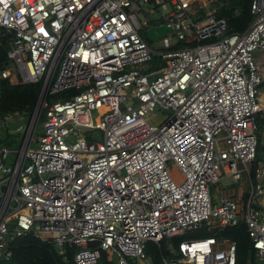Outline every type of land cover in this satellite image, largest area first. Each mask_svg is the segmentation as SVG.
I'll return each mask as SVG.
<instances>
[{
	"label": "built area",
	"instance_id": "2783aa9c",
	"mask_svg": "<svg viewBox=\"0 0 264 264\" xmlns=\"http://www.w3.org/2000/svg\"><path fill=\"white\" fill-rule=\"evenodd\" d=\"M211 3L0 0V31L13 33L0 79L42 82L46 95L78 91L43 101L34 147L28 134L19 149L0 146V260L15 264L9 243L31 234L59 253L76 248L73 264H96L102 252L152 264L147 242L205 227L215 234L182 240L162 264H235V242L217 236L242 220L264 264V156L251 173L264 0H251V23L230 35ZM158 26L169 32L149 43ZM153 57L163 64L150 69ZM225 178L246 179L245 195L215 200L210 186Z\"/></svg>",
	"mask_w": 264,
	"mask_h": 264
},
{
	"label": "trees",
	"instance_id": "16d2710c",
	"mask_svg": "<svg viewBox=\"0 0 264 264\" xmlns=\"http://www.w3.org/2000/svg\"><path fill=\"white\" fill-rule=\"evenodd\" d=\"M250 3L251 0H216L209 5L208 9L214 6L216 7V15L226 18L228 28L227 34H240L246 30L253 19ZM205 12L206 11L199 9L196 15L203 16ZM12 36V32L5 33L4 30L0 31V70L4 69L10 63L7 52L9 50V41ZM177 47L180 48L181 45ZM149 64L150 69H153L161 66L163 63L159 58L153 57ZM41 86L42 82L13 85L8 80L0 79V121L16 113L29 123L40 97ZM77 93V90L71 89L58 94H47L44 104L54 101L63 102L72 98ZM43 120L44 109L41 110L37 123H42ZM255 121L258 143L256 158L251 164V173L263 154V145L259 132L262 130L264 118L258 114L255 117ZM11 140L9 130L5 129L4 137H0V146H10ZM11 227L12 226H10V228ZM218 233L219 235L217 237L230 239L235 242V264H260L247 235L246 226L242 220H239L235 226L222 228ZM214 234L215 231H208L205 227H202L191 234L162 239L157 244L147 242L145 252L152 264H162L163 260H170L172 258V251L176 249L182 240L203 239ZM9 248L12 252V261L15 264H73V254L76 250L74 247H65V252L59 253V250L54 244L36 239L31 234H25L14 238L9 243ZM112 256H109L107 252H102L96 264H116V260L113 259ZM0 264H8V262L0 260Z\"/></svg>",
	"mask_w": 264,
	"mask_h": 264
},
{
	"label": "rangeland",
	"instance_id": "374dc122",
	"mask_svg": "<svg viewBox=\"0 0 264 264\" xmlns=\"http://www.w3.org/2000/svg\"><path fill=\"white\" fill-rule=\"evenodd\" d=\"M206 1V3H210L216 0H204ZM156 16H150V19L154 20L156 19ZM162 114V116H168L171 114V110L170 109H165V110H161L158 109L155 111V114ZM156 117L150 118L148 117L146 119V121L148 123H152V122H157L159 120V116L155 115ZM94 115V113H93ZM12 117V118H11ZM10 119L7 120L6 124H3L2 121H0V137H4V132L5 129L9 130V133L11 135V141H10V147L12 149H19L21 146V143L23 142V140L25 141L27 134L29 133V123L22 119L20 116L15 117V116H11ZM30 122V121H29ZM41 122H38L37 125L35 126V130L33 132V136L31 137L30 141V147H34L35 146V140L36 137L38 136L40 130H41ZM22 127L21 130H19V128ZM16 157L15 154L10 153L8 158L4 161L5 164L7 165H12V162L14 160V158ZM170 171L172 173H178L177 169L174 166H171ZM230 186H236L235 183H233L232 179H224L221 180L218 184H214L210 186V194L211 196L216 200L219 199L220 197L226 195L229 191V189L231 188ZM109 256H112L111 253H109ZM113 259L114 256H112Z\"/></svg>",
	"mask_w": 264,
	"mask_h": 264
},
{
	"label": "crops",
	"instance_id": "0c3cea01",
	"mask_svg": "<svg viewBox=\"0 0 264 264\" xmlns=\"http://www.w3.org/2000/svg\"><path fill=\"white\" fill-rule=\"evenodd\" d=\"M254 61H255L256 67H257L258 74L261 78L259 87L257 88V100L264 107V51L256 52L254 55ZM259 115L262 118H264V113H259ZM259 134H260L261 142L263 145V154L261 156H264V124H263L262 130H260ZM225 179H230V178H225ZM230 187L231 188L229 189L228 193L224 196L231 197V198L243 197V195H245L246 190L248 188L247 187V180L243 179V184L241 186L236 184L235 187L234 186L233 187L230 186Z\"/></svg>",
	"mask_w": 264,
	"mask_h": 264
},
{
	"label": "water",
	"instance_id": "95a60500",
	"mask_svg": "<svg viewBox=\"0 0 264 264\" xmlns=\"http://www.w3.org/2000/svg\"><path fill=\"white\" fill-rule=\"evenodd\" d=\"M169 32V29L167 27H162V26H158V27H154V28H149L146 30L145 32V38L149 43H153L156 41L157 37L164 35L166 33ZM259 87V85L257 86V88ZM46 91H47V85L43 88L41 95L38 99V103L36 105V108L33 112V116L32 119L29 122V133H28V143L26 144V148L28 147L29 141L31 139V137L33 136V132L35 130V126L37 125V121L39 119L41 110H42V105H43V101H44V97L46 95ZM93 137H95L97 140L101 139V135L99 132H96L92 135ZM24 162V156L21 158V162L20 165L21 166Z\"/></svg>",
	"mask_w": 264,
	"mask_h": 264
}]
</instances>
